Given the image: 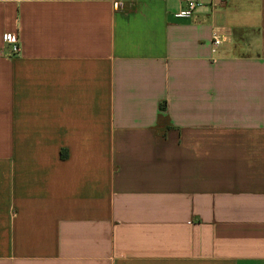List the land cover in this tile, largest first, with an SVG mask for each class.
<instances>
[{
    "label": "crops",
    "instance_id": "0c3cea01",
    "mask_svg": "<svg viewBox=\"0 0 264 264\" xmlns=\"http://www.w3.org/2000/svg\"><path fill=\"white\" fill-rule=\"evenodd\" d=\"M182 1L0 0V264H264V0Z\"/></svg>",
    "mask_w": 264,
    "mask_h": 264
},
{
    "label": "built area",
    "instance_id": "2783aa9c",
    "mask_svg": "<svg viewBox=\"0 0 264 264\" xmlns=\"http://www.w3.org/2000/svg\"><path fill=\"white\" fill-rule=\"evenodd\" d=\"M227 0H183L180 9L175 13L176 18L188 19L193 17L195 11L208 4L211 6L224 5ZM4 40L11 46V55H18L20 53L19 37L14 33H7L4 35ZM223 43L220 36H215L212 40V52L215 53Z\"/></svg>",
    "mask_w": 264,
    "mask_h": 264
}]
</instances>
